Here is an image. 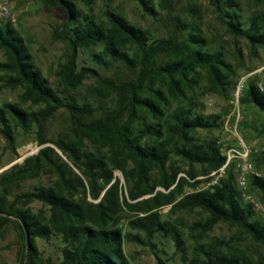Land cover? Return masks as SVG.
<instances>
[{"label": "trees", "instance_id": "obj_1", "mask_svg": "<svg viewBox=\"0 0 264 264\" xmlns=\"http://www.w3.org/2000/svg\"><path fill=\"white\" fill-rule=\"evenodd\" d=\"M77 1L91 10L94 0ZM134 1L153 19L165 12L168 29L164 36L154 37L108 9L105 21L98 22L75 0H42L65 15L54 33L69 48L66 61L58 64L63 95L35 66L28 45L12 24H0V51L5 56L0 62L2 86L21 88L20 103L36 108L0 103V135L12 150L21 131H34L39 146L50 144L0 176V230L11 224L23 241L20 264H131L122 250L123 242L141 241L138 235L124 233L120 225V213L127 209L136 213L129 227L143 232L151 248H155L151 240L156 233L167 234L181 264H264L263 256L254 261L234 244L236 237L246 236L264 246V222L236 187L234 165H228L225 175L215 180L211 173L226 160L223 147L215 137L196 135L222 125L219 115H202L190 101L202 73L212 92H227L233 71L224 52L209 46L195 15L170 16L179 0ZM209 1L228 34L244 38L253 48H264V13L243 21L234 0ZM96 46L101 48L91 54V61L99 67H127L126 80L104 77L92 67L78 69V53ZM86 78L95 80L99 98L115 95L110 108L98 102H79L72 96ZM259 84L264 88V71L261 80L246 83L238 103L264 114V89ZM61 110L67 113L68 132L57 140L47 139L48 122ZM258 131L264 133V126ZM263 156L264 152L254 155V166L264 163ZM173 158L188 169L184 171ZM195 166L207 183L201 189H195L198 181L189 182L197 177ZM116 171L122 175L126 193ZM182 172L186 177H179ZM42 173L54 175V183L10 199L14 186ZM185 184L194 189L183 194ZM247 192H258L264 202V176H251ZM36 201L46 212L29 207ZM168 205L171 211L200 209L206 213L203 220L188 227L195 241L191 257L176 226L161 221L159 210ZM220 222L235 227L237 234L229 240L203 241ZM54 236L61 244L58 263L43 258L36 243ZM155 264L176 263L156 255Z\"/></svg>", "mask_w": 264, "mask_h": 264}, {"label": "rangeland", "instance_id": "obj_2", "mask_svg": "<svg viewBox=\"0 0 264 264\" xmlns=\"http://www.w3.org/2000/svg\"><path fill=\"white\" fill-rule=\"evenodd\" d=\"M234 1L238 5L243 21L252 14L264 13V0ZM75 2L86 14H92L98 22L105 21L104 11L108 9L120 14L131 24L147 30L154 37L164 36L168 29L165 12H160L158 17L153 19L145 15L134 0H94L91 10L80 1L75 0ZM154 3L156 4V0H154ZM0 4L7 5L10 14L15 17V22L11 23L12 27L28 45L35 66L47 78L50 85L63 95L58 77V64L66 61L69 48L64 40L56 39L54 33L61 27L65 19L64 12L57 7L45 6L42 0H0ZM185 15L187 17L195 15L200 24L202 35L209 46L221 49L224 52L225 60L233 71V76L230 78V86L227 92L222 95L214 93L208 88L206 75L202 73L201 80L197 88H195L190 102L196 106V112L202 115H219L222 125L209 130H199L196 133L197 137L201 139L215 137L219 140L223 150L234 145L237 138H241L255 149L258 154L264 152V133L258 131L264 126V114L253 107L241 106L239 103L237 105L234 97V92L240 82H242V88L239 97L248 81L261 80L264 71V48H253L244 38H234L228 34L225 26L218 21L214 7L209 0H179L170 16L179 17ZM6 21L8 20L5 18L0 20V24ZM100 48L101 46H96L81 50L77 56L78 69L81 67H92L98 69L104 77H111L117 81L126 80L130 74V70L127 67L118 64L111 67H99L91 61V54L99 51ZM237 50L240 52V57L237 56ZM4 60L5 56L0 51V62ZM94 87L95 80L86 78L72 92V96L79 102H98L101 106L110 108L115 95L112 94L107 99H101L94 91ZM22 91L21 88L11 89L3 87L0 81V103L19 104L21 108L26 110L36 109L35 107L32 108L29 103H20L19 96ZM176 104L174 101L171 103L172 107H175ZM68 127L67 113L61 110L48 122L46 138L57 140L68 132ZM48 145L50 144L39 146L34 131L28 133L21 131L15 138V149L12 150L0 135V176L9 172L14 165L22 164L24 158L36 154L40 148ZM57 152L61 155L59 151ZM62 158L64 159L65 157L62 155ZM173 160L184 171L188 169L187 165L176 158H173ZM194 170L197 172V177L189 182L198 181L195 189H201L207 185L205 177L200 175L201 169L198 166H195ZM255 170L264 176V163L260 167L255 166ZM115 176L119 179L120 186L126 193L121 173L116 171ZM179 177L186 176L182 172ZM54 181L55 176L51 173H42L37 178L26 179L20 182L18 186L12 188L10 199L15 194L31 191L35 187L52 185ZM193 189L194 187L190 184H185L183 186V194L191 192ZM156 190H160V188ZM248 193L252 195L254 202L258 204V208L255 209L256 217L264 222V202L260 199V194L258 192ZM29 207L34 212L39 209H43L46 212V208L44 209L43 205L37 201L29 204ZM159 213L161 221H168L176 226L187 256L191 257L195 241L191 233H189L188 227L196 221L203 220L206 217V213L200 209L171 211V205L162 207ZM120 215V225L124 233L138 235L139 241H141L131 242L125 240L123 242L122 250L131 264H155L156 255L164 260H173L176 264H181L180 257L174 256L176 249L172 239L167 234L156 233L151 240L155 244V248H151L148 245L145 234L131 229L128 225V221L136 213L123 209ZM236 234L235 227L220 222L207 234L203 241H211L213 239L229 240ZM36 243L43 258H49L53 263L60 261L61 253L59 248L61 244L57 237L54 236L49 241L37 239ZM234 244L250 255L254 261L259 256L264 257V246L252 242L246 236L236 237ZM22 247L23 241L14 227L11 224L5 225L0 230V264H20Z\"/></svg>", "mask_w": 264, "mask_h": 264}, {"label": "built area", "instance_id": "obj_3", "mask_svg": "<svg viewBox=\"0 0 264 264\" xmlns=\"http://www.w3.org/2000/svg\"><path fill=\"white\" fill-rule=\"evenodd\" d=\"M4 18L10 23L15 22V17L10 14L9 7L7 5L0 4V20ZM241 88L242 82L239 83L234 92L235 102L237 105ZM259 88L261 90L264 89L261 84H259ZM256 153L257 151L249 146L243 139L237 138L234 145L223 150V154L226 157L225 163L217 172L212 174V176L216 177V180L218 177L225 175V169L228 165L233 164L235 168L236 187L241 191L243 198L253 204L254 209L258 208V204L254 202L252 195L247 192V187L251 176H262L255 170V166L253 164V157ZM215 180L213 182H215Z\"/></svg>", "mask_w": 264, "mask_h": 264}, {"label": "water", "instance_id": "obj_4", "mask_svg": "<svg viewBox=\"0 0 264 264\" xmlns=\"http://www.w3.org/2000/svg\"><path fill=\"white\" fill-rule=\"evenodd\" d=\"M29 238H28V236H27V239H26V248H27V246L29 245Z\"/></svg>", "mask_w": 264, "mask_h": 264}]
</instances>
